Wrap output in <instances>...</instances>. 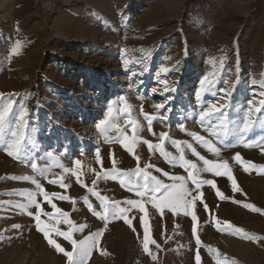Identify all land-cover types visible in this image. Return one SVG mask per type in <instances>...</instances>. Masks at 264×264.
Returning <instances> with one entry per match:
<instances>
[{
	"label": "rangeland",
	"instance_id": "374dc122",
	"mask_svg": "<svg viewBox=\"0 0 264 264\" xmlns=\"http://www.w3.org/2000/svg\"><path fill=\"white\" fill-rule=\"evenodd\" d=\"M0 94V111L12 103L0 125V264H68L37 230L38 211L65 251L73 246L57 230L77 242L101 233L85 264H196L197 252L200 264H264V110L255 111L264 102V0H0ZM210 106L221 111L201 122ZM16 139L18 159L4 150ZM237 153L254 167L245 171ZM198 157L227 162L235 190L225 169L204 171ZM144 172L164 184L184 178L203 202L189 215L131 209L124 202L141 199ZM117 205L130 209L132 227L112 215ZM105 211L107 224L96 215ZM141 216L155 260L143 251Z\"/></svg>",
	"mask_w": 264,
	"mask_h": 264
},
{
	"label": "snow or ice",
	"instance_id": "6c2138e0",
	"mask_svg": "<svg viewBox=\"0 0 264 264\" xmlns=\"http://www.w3.org/2000/svg\"><path fill=\"white\" fill-rule=\"evenodd\" d=\"M20 47H21L20 44L14 45L13 49H12V54L18 55L19 53H18L17 49H19ZM4 99L5 98H4L3 94H0V102H2ZM11 109H12V103L9 99L7 106L2 107V111H0V125H2L4 123L6 117L8 116ZM262 110H264V102H262L261 108L255 109V111H262ZM219 111H221L220 108H217L215 106H210L207 111H202V113L200 115L201 122H203L205 119H210L213 115H215ZM24 115H25V112L21 111V113H20L21 120L23 119ZM106 122H107V120L102 121L101 124H104ZM130 123H132V128H133L132 143H135L137 141V137L135 134V123L134 122H130ZM149 123H150V121H149ZM251 126H252V123L250 121V118H246L243 121V124H242L240 131L243 133V132L249 130L251 128ZM97 127L99 128L100 125H98ZM149 130H151V129H149ZM164 138H165V136L162 135L161 140H163ZM195 138L197 140H202V138L198 137V136ZM128 139H129L128 136L124 135L123 140L125 142H127ZM144 143H148V142L144 141ZM173 143L175 144L176 142H173ZM125 147H126V150L129 151L130 153L133 152V148L130 145L125 144ZM148 147L151 150L153 148H162V145L148 144ZM4 150L6 151L7 155L18 159L19 155H20V151H21V141L19 139H16L12 142H6ZM163 154L167 155L166 153H163ZM198 158L200 160H202L204 165L206 166L203 169L204 171H213L215 175H221L222 173L219 171V169L220 168L225 169V172L223 174L228 175V179L233 181V188L235 190L236 186H235L234 178L229 174L230 169H229L227 162H224L222 164L217 165V164H211L208 160H204L203 157H198ZM97 159H99V157H97ZM180 159L183 160V156H181ZM234 160L241 163V166L244 167L245 171H248V169L250 167H254V165H251L250 162L248 164H245L239 153H237L235 155ZM75 163H79V162H75ZM184 163L190 169H195V167H196L194 164H189L187 161H184ZM113 164L115 165V161H113ZM31 167L33 169H36L37 165L35 163H33L31 165ZM148 167H151V166L149 165ZM65 171H67V170L65 169ZM136 174L138 176L141 175L139 168L136 170ZM142 175H143L144 183L142 185H139V184L136 185V188L138 190L135 193L141 199H138V200L130 199V200H127L124 202L125 204L129 205L131 209H138L140 212H145L146 209H145L144 205L147 203H150L153 208H156L158 210H162L163 208H169L174 213H175L177 208L184 207L185 208L184 214L189 215L187 208L190 205L195 204V202L197 200H200L201 202H203L202 201V193H198L197 195L193 196L191 194V192L185 187V184L183 183L184 178H182V177H171V179L174 181V183L164 184L162 181L156 179L155 177H150L147 172H144ZM188 179L192 180V182L194 184L197 183L196 176L193 174L192 171H189ZM149 181H151V183H149ZM175 181H180L179 185H177V183H175ZM49 182L50 183H60L61 187H66L65 185H63L59 181H49ZM77 182H79V179ZM93 183H95V181ZM121 183H123V181H121ZM201 183H203V182H201ZM206 183L211 184L213 187H215V185L212 181H207ZM36 188L39 189L40 195L43 196L44 201L47 202L54 209V212L59 213L61 210L56 208L55 204L52 203L51 198L49 197L48 193H46L44 191V189L41 187V185L36 184ZM189 196H191V199H188ZM217 196L220 197L221 199L224 198L222 196V194L219 193L218 191H217ZM59 199L67 200L68 197L60 196ZM104 199H106V198H104ZM31 202H32V204H34L37 207L38 210L40 209L39 203H37L35 200H32ZM117 207L119 208V211L114 212L112 215L116 218H122L124 220V222L129 225V227H132L131 220L126 215V213L130 209L129 208H120L118 205H117ZM244 207L249 208L251 210H255L253 208V206L248 205V204H245ZM205 210L206 211L208 210V206L206 204H205ZM40 215H41V213L38 211L37 215L34 217V219L37 222V230L43 232L45 239L48 241L49 245L54 247L58 253H62L67 258L68 264H85L87 258L91 255V250L95 246V244L98 240V237L101 235V233L98 232L94 236H90V237L86 238L85 240L77 242L71 238L70 233H66V232H62V231L57 230L56 235L62 236L64 239L69 240V242L73 246V250L71 252L65 251L58 243H56L53 239L50 238L49 231L47 230V228H42L40 226ZM96 215L99 219L104 220L105 224H107V222L109 220V215H108L107 211H105L104 215H101L100 213H96ZM51 218L57 219V217H55V216H53ZM191 219L193 221V225H192L193 236L195 237L197 235V216L195 214H192ZM65 222L71 223V221H68L66 217H65ZM140 223H141V227L143 228V231H144L143 251L145 253L151 255L152 259L155 260L156 257L154 255H152L150 250H149L150 225H149L148 221L144 218V216L140 217ZM14 227H18V226L14 225ZM229 227H230V225H229ZM73 230H76V229L74 228ZM80 230H82V227ZM217 230L218 231H225L226 229L218 227ZM133 231H135V229H133ZM239 231H240L239 229L233 230V232H239ZM244 238L256 239L255 237H249L247 235H245ZM196 243H197V248H199V246H200L199 239H197ZM157 247H159V246L157 245ZM209 251H212V250L209 249ZM196 264H200V256H199L198 252L196 255ZM217 264H227V261L221 262L218 260Z\"/></svg>",
	"mask_w": 264,
	"mask_h": 264
},
{
	"label": "bare ground",
	"instance_id": "6f19581e",
	"mask_svg": "<svg viewBox=\"0 0 264 264\" xmlns=\"http://www.w3.org/2000/svg\"><path fill=\"white\" fill-rule=\"evenodd\" d=\"M148 162V161H147ZM148 166V165H147ZM155 168V167H154ZM161 168V167H160ZM149 169V168H148ZM160 171V170H159Z\"/></svg>",
	"mask_w": 264,
	"mask_h": 264
}]
</instances>
